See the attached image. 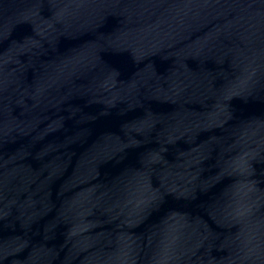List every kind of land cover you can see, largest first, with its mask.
<instances>
[{
  "label": "clouds",
  "instance_id": "9594fccd",
  "mask_svg": "<svg viewBox=\"0 0 264 264\" xmlns=\"http://www.w3.org/2000/svg\"><path fill=\"white\" fill-rule=\"evenodd\" d=\"M37 2L58 8L57 22L64 18V0ZM73 2L77 7L86 5L93 12H104L119 0ZM213 3L220 0H153L147 15L127 17L122 21L118 43L125 50H133L132 57L115 51L117 42L101 33H94L90 39L77 38L67 53L51 50L55 63L36 62L6 72L5 65L16 62L14 54L19 48L0 57V150L5 143L14 142L12 138L23 140L9 161L0 155V221L16 204L14 199L5 201V189L15 190L10 186L21 170L5 172L6 163L29 156L41 160L47 153L33 149L50 133L63 132L66 122L76 126L78 139L80 133L91 136L102 118L115 116L119 133L102 131L103 146L90 152L87 167L73 183L97 180L99 168L109 161L121 165L120 172L104 187L106 210L122 217V225L128 228L135 227L137 218L147 219L154 213L159 216L140 241L149 250L146 264H189V225L168 205L172 200L181 204L186 194L201 190L194 182L208 160H212L210 167L215 171L203 179L208 188L218 190L209 195L207 208L221 229L215 240L228 255L218 261L209 258L202 264H264V189L256 188L250 169L241 172L230 155L236 146H242L249 160H264V0H224L239 5L238 18L229 27L240 43L231 46L193 38L203 26L202 14ZM4 5L5 0H0V10ZM5 38L0 27V44ZM81 47L89 49L87 55H76ZM189 60L198 61L195 72L187 66ZM157 61L169 65L166 73L156 71ZM111 69L128 72L131 82L121 84ZM29 70L31 80L26 76ZM96 103H102L104 110L90 111ZM154 105L170 107L157 111ZM15 106L21 109L19 116L13 112ZM132 112L139 113L135 121L128 117ZM257 115L259 121L248 125ZM215 129H223L225 136L218 137ZM201 136H205L203 141ZM69 142L77 141L69 138ZM181 142L191 150L180 151ZM208 144L212 145L211 152L201 147ZM169 151H176L177 159L185 161L181 166L195 170L196 174L188 173L191 179L185 183L176 180V165L167 159ZM54 175V171L48 172L46 179ZM225 182L233 186L227 187ZM95 190L94 186L88 189V196L66 201L60 210L61 219L71 226L70 241L93 227L87 218L97 207L91 195ZM35 204L30 200L27 206L34 208ZM35 215L36 211L21 213L23 237L0 244V264L9 258L10 264H53L58 259V254L44 248L20 255L34 246L31 222ZM80 243L76 239V244ZM136 244L123 231L102 238L86 264H136ZM113 247L120 249L118 256L108 255Z\"/></svg>",
  "mask_w": 264,
  "mask_h": 264
},
{
  "label": "water",
  "instance_id": "95a60500",
  "mask_svg": "<svg viewBox=\"0 0 264 264\" xmlns=\"http://www.w3.org/2000/svg\"><path fill=\"white\" fill-rule=\"evenodd\" d=\"M62 8H66L64 18L57 22L55 17L58 8H53L51 3H38L37 0H5V5L0 10V27L6 33V38L0 44V57H7L13 48L18 47L19 51L14 54L15 63L5 65L6 72H12L21 66L36 62L55 63V58L51 55V50L55 49L61 53H67L75 43L77 38L85 40L90 39L94 33L105 35L106 39L116 41L114 50L121 55L132 57L135 55L133 50H125L119 45L122 38L120 31L122 21L127 17H139L147 15L153 8V0H119L114 8L104 12H93L86 5L77 7L73 0H64ZM238 7L236 4H226L224 0L220 3H213L202 14L203 26L193 34L194 39L207 41H222L226 45L240 43L231 35L230 24H234L238 18ZM88 48L81 47L76 55H87ZM67 59V57H65ZM106 59H111L107 57ZM197 60H189L187 66L195 72L197 69ZM212 65L209 64V67ZM169 65L155 63V69L159 73H166ZM113 77H119L121 84L131 82V75L126 71H117L111 69ZM27 79L31 80L32 73L29 70L26 73ZM79 103V101H76ZM237 104L241 102L237 101ZM259 108L258 104L253 105ZM168 105H154L157 111L169 110ZM104 110L102 103L92 105L90 111L99 113ZM119 108L117 107V111ZM21 109L18 106L13 108L16 116H19ZM139 115L138 112L128 114L133 121ZM259 121V115L248 121L252 125ZM51 122V121H49ZM58 126V125H54ZM104 129H109L113 133H119L118 121L115 116L102 118L97 122L93 134L85 136L79 134L77 139V128L71 122L64 123L63 132L50 133L43 141L35 146L34 152H46L47 155L41 160L29 156L24 160L16 159L13 163H6L3 171L8 172L13 168L21 169L16 178L12 181L10 187L15 190L5 189V201L14 199L16 204L12 207L10 215L0 221V244H9L17 238L23 237L21 228V213L36 211L32 219V244L33 247L26 249L21 256L30 252H39V249H51L58 254V259L53 264H86L88 257L97 251V242L102 238L114 237L117 233L123 231L132 240L137 241L133 245V256L136 264H146V255L149 250L144 248L142 241L150 233L153 225L158 222L159 216L153 214L147 219L137 218L135 227L128 228L122 225V217L117 218L106 210V198L103 196L105 185L115 177L121 169V165L115 161H109L99 168V177L97 180L87 184H74L75 177L80 173L82 168L87 167L90 152L103 146L100 135ZM215 134L225 136L223 129H215ZM69 138L76 140L70 143ZM14 142H7L0 155L5 162L15 156L22 139L12 138ZM205 136L200 137L203 141ZM87 141V143H85ZM235 144V141H233ZM66 145V146H65ZM203 150L211 152L212 145H201ZM180 151H190V146L181 142L178 145ZM234 164L244 172L250 169L251 180L256 188L264 189V160L260 157L249 160L242 150V146H236L230 153ZM131 160L132 157L130 156ZM167 159L176 165V180L179 183H185L191 179L188 173H195L192 168L181 165L185 164L184 160L177 159L176 151H169ZM212 160L205 161L201 167L204 169L200 173V178L194 183H198L201 190L193 191L187 195V199L181 204L172 200L168 207L179 216L185 217L189 225V231L192 238L189 244V264H202L211 258L220 260L228 255L226 250L220 249L215 237L221 232L218 227V220L214 214H210L207 208L208 197L212 191L218 189L208 188V184L203 177L209 176L215 171L210 167ZM54 171L55 175L51 180L46 179L48 172ZM226 186L231 187L232 184ZM95 186V191L91 194L97 201V207L92 210V214L87 218L93 227L81 238L69 240L68 233L71 230L70 224L61 219L60 210L66 201L76 197H86L89 195L88 189ZM64 195L61 196L60 193ZM36 201L34 208H29L28 202ZM167 209H165L166 211ZM207 237V239H205ZM76 239L81 243L76 244ZM74 244L76 246L74 247ZM94 245L88 247L87 245ZM155 245L153 251H155ZM120 249L113 247L109 250L108 255L118 256ZM12 258L5 261L10 264Z\"/></svg>",
  "mask_w": 264,
  "mask_h": 264
}]
</instances>
